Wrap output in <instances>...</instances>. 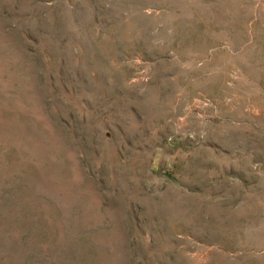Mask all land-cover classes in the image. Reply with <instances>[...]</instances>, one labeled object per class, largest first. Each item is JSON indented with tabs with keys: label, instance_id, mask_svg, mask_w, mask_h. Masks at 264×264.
<instances>
[{
	"label": "rangeland",
	"instance_id": "1",
	"mask_svg": "<svg viewBox=\"0 0 264 264\" xmlns=\"http://www.w3.org/2000/svg\"><path fill=\"white\" fill-rule=\"evenodd\" d=\"M0 264H264V0H0Z\"/></svg>",
	"mask_w": 264,
	"mask_h": 264
}]
</instances>
